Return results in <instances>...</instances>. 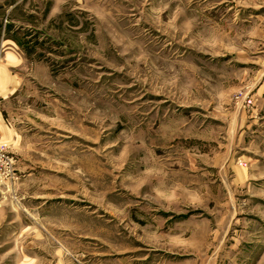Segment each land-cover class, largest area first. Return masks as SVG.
Instances as JSON below:
<instances>
[{"label":"rangeland","instance_id":"obj_1","mask_svg":"<svg viewBox=\"0 0 264 264\" xmlns=\"http://www.w3.org/2000/svg\"><path fill=\"white\" fill-rule=\"evenodd\" d=\"M0 264H264V0H0Z\"/></svg>","mask_w":264,"mask_h":264}]
</instances>
